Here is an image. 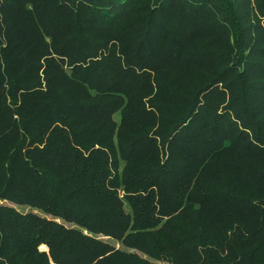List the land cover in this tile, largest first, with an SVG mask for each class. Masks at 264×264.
<instances>
[{
    "label": "trees",
    "instance_id": "1",
    "mask_svg": "<svg viewBox=\"0 0 264 264\" xmlns=\"http://www.w3.org/2000/svg\"><path fill=\"white\" fill-rule=\"evenodd\" d=\"M0 264H264V0H0Z\"/></svg>",
    "mask_w": 264,
    "mask_h": 264
},
{
    "label": "rangeland",
    "instance_id": "2",
    "mask_svg": "<svg viewBox=\"0 0 264 264\" xmlns=\"http://www.w3.org/2000/svg\"><path fill=\"white\" fill-rule=\"evenodd\" d=\"M42 250L44 249V248H41ZM45 250V249H44ZM48 250V249H47Z\"/></svg>",
    "mask_w": 264,
    "mask_h": 264
}]
</instances>
